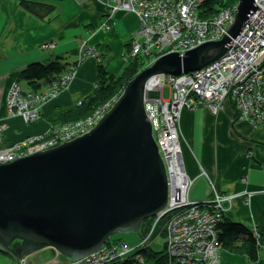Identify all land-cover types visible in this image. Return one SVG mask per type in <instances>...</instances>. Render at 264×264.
<instances>
[{
    "label": "built area",
    "instance_id": "1",
    "mask_svg": "<svg viewBox=\"0 0 264 264\" xmlns=\"http://www.w3.org/2000/svg\"><path fill=\"white\" fill-rule=\"evenodd\" d=\"M204 0H112L108 13L123 9L132 11L138 18V31L133 36L129 55L145 56L146 66L154 63L165 53L196 47L206 40L222 38L229 23L234 19L237 3L226 6L215 15L200 17L199 9ZM255 1L256 8L245 21L231 46L217 60L194 71L180 75L156 74L144 85V111L152 125V133L166 167L167 202L163 209L150 219L153 226L146 228L140 241L127 244L124 241L105 243L98 250L76 260L52 264H107L145 246L151 239L153 227L158 223L165 239L169 264H219L220 243L216 223L224 216L222 202L234 196L215 192L213 201L191 200L189 192L194 179L185 172L178 123L183 109L196 108L205 103L212 113L220 111L226 100H231L237 117L258 125H264V0ZM108 1L104 2L106 5ZM108 22L103 27H108ZM44 47L53 48L54 42ZM99 51L93 46L81 45L78 61L68 67L38 91H23L18 82H13L7 92L8 114L20 116L25 122L40 118L41 104L57 96L69 84L79 61L94 57ZM167 85L169 93L163 95ZM122 93V91H121ZM120 93V94H121ZM119 94V95H120ZM113 97L90 115L68 122H51L40 135H32L8 147L0 146V163H9L19 156L51 149L63 141L91 130L119 96ZM0 125V135L2 133ZM201 173L206 174L203 170ZM264 247V243H260ZM138 262H144L137 256ZM21 264H27L26 258Z\"/></svg>",
    "mask_w": 264,
    "mask_h": 264
},
{
    "label": "water",
    "instance_id": "2",
    "mask_svg": "<svg viewBox=\"0 0 264 264\" xmlns=\"http://www.w3.org/2000/svg\"><path fill=\"white\" fill-rule=\"evenodd\" d=\"M221 39L165 53L124 86L95 126L69 141L0 163V250L19 263L50 247L73 261L115 234L140 233L166 205V167L144 111V85L222 57L257 8L237 0ZM20 264V263H19Z\"/></svg>",
    "mask_w": 264,
    "mask_h": 264
},
{
    "label": "crops",
    "instance_id": "3",
    "mask_svg": "<svg viewBox=\"0 0 264 264\" xmlns=\"http://www.w3.org/2000/svg\"><path fill=\"white\" fill-rule=\"evenodd\" d=\"M21 1L0 0L1 147L44 133L62 112L76 107L96 85L98 64L104 65L109 73L119 74L139 29L138 18L132 11L119 10L108 17L102 0H38L54 6L45 18L27 11ZM103 21H108L109 29L100 27ZM47 41L55 46L43 48ZM83 44L98 50L99 59L89 57L79 61L69 84L56 97L40 105L38 120L27 123L18 115L8 114L6 95L10 84L17 81L23 91L31 90L28 84L26 90L20 83L21 69L31 62L47 64L61 59L65 72L78 61ZM178 121L185 172L194 179L190 199L211 202L215 192L234 196L222 202L226 217L250 229L264 223V125L239 119L231 100H226L216 114L205 103H198L196 108L183 109ZM140 229L139 235L123 234L117 239L135 244L144 227ZM25 258L27 264L67 260L50 247L38 249ZM220 258V264L250 263L245 255L227 249L221 250ZM144 261L141 264H152L151 258L144 257ZM19 263L14 256L0 250V264Z\"/></svg>",
    "mask_w": 264,
    "mask_h": 264
},
{
    "label": "trees",
    "instance_id": "4",
    "mask_svg": "<svg viewBox=\"0 0 264 264\" xmlns=\"http://www.w3.org/2000/svg\"><path fill=\"white\" fill-rule=\"evenodd\" d=\"M237 0H204L200 6V17L205 19L211 17L226 6L235 5ZM21 5L30 13L35 14L40 18H45L54 10V6L50 3L41 2L38 0H22ZM126 64L122 67L119 74L109 73L104 65L98 64L99 75L96 80V85L91 93L86 96L81 102L70 111H65L60 114V118L54 122H68L71 120L82 119L90 113L102 106L107 101L113 99L121 93L124 86L140 72L146 64V57L141 55H128ZM75 64V63H73ZM72 65V64H70ZM69 65V66H70ZM65 63L61 59L52 60L47 64L39 61L31 62L21 69L19 75L31 87L28 91H38L56 77L63 74ZM67 71V70H66ZM224 215V214H223ZM216 228L218 230V240L222 249H227L233 253L245 255L249 264H264V256L259 253V244L264 243V223L250 229L238 221H232L226 215L217 221ZM142 235L139 238L141 239ZM164 237V236H163ZM122 241L113 237L109 238L108 243ZM125 242V241H124ZM138 243V242H137ZM136 244V243H135ZM151 258L152 264H169L165 243L162 249L154 250L151 241L145 246H140L135 251L130 252L120 258H115L106 262L107 264H141L138 262L137 256ZM148 261V259H146Z\"/></svg>",
    "mask_w": 264,
    "mask_h": 264
},
{
    "label": "rangeland",
    "instance_id": "5",
    "mask_svg": "<svg viewBox=\"0 0 264 264\" xmlns=\"http://www.w3.org/2000/svg\"><path fill=\"white\" fill-rule=\"evenodd\" d=\"M17 82V81H16ZM13 83V82H12ZM20 83H21V85L27 90L28 89V85H27V83H26V81L23 79V80H21L20 81ZM163 90H164V92H163V95H164V98H166L167 96H168V93H169V90H168V87H167V85H165L164 87H163ZM26 92V91H25ZM23 141V140H22ZM152 217V216H151ZM150 217V218H151ZM153 221H154V219L152 220V219H147V220H144L143 221V223H142V226L144 227V231H143V233L144 232H146V230L148 229V228H150L151 226H153L152 224H153ZM161 224L160 223H158L156 226H154L153 227V231H152V234H151V237H150V239H151V244H152V248L154 249V250H160L161 248H162V245L165 243V239H164V235H163V232H162V230H160L161 229ZM147 228V229H146ZM157 232V234H155ZM129 234H134V235H139V233H129ZM129 234H127V235H129ZM154 234H155V236H154ZM143 235V234H142ZM119 236H123V233H119V234H115V235H112L111 237H113V238H119ZM154 236V237H153ZM110 237V238H111ZM153 238V239H152ZM55 252H57L56 250H55ZM57 253H59V252H57ZM60 254V253H59ZM62 255V254H61ZM63 256V255H62ZM64 257V256H63ZM24 258H25V256H24ZM23 258V259H24ZM55 260V259H54ZM67 260H69V259H67ZM53 261V260H52ZM52 261L50 262L51 264H52ZM66 262V261H65ZM220 262H221V260H220ZM220 264V263H219Z\"/></svg>",
    "mask_w": 264,
    "mask_h": 264
},
{
    "label": "bare ground",
    "instance_id": "6",
    "mask_svg": "<svg viewBox=\"0 0 264 264\" xmlns=\"http://www.w3.org/2000/svg\"><path fill=\"white\" fill-rule=\"evenodd\" d=\"M106 1H108V3L105 5L104 2H106ZM101 2L104 4L105 7H107V10L109 11L110 7H108V4H109V3H112V0H102ZM119 10H123V9H119ZM119 10H116L115 12H117V11H119ZM125 11H127V10H125ZM130 11H131V10H130ZM130 11H129V12H130ZM113 13H114V12H113ZM113 13H111V14H113ZM111 14H108V15H109L108 17H110ZM105 22H106V21H103V22L100 24V27L103 28V29H109V25H108L107 28L103 27V23H105ZM107 22H108V21H107ZM108 24H109V23H108ZM49 42H50V41H49ZM49 42L47 41L46 43H49ZM46 43L43 44V48H45L44 45H45ZM54 46H55V43H54ZM47 48H48V47H47ZM128 55H129V54H128ZM143 68H144V67H143ZM63 74H64V72H63ZM159 75H164V74H159ZM45 86H46V85H45ZM45 86H44V87H45ZM44 87H43V88H44ZM65 87H66V86H65ZM43 88H42V89H43ZM63 88H64V87H63ZM63 88H62V89H63ZM62 89H61V90H62ZM30 154H31V153H30ZM30 154H29V155H30ZM216 230H217V228H216ZM217 236H218V230H217ZM221 250H222V247H221ZM221 250H220V252H221ZM258 250H259V253H260L261 255H264V247H263L262 245L259 244V249H258ZM21 260H22V259H21ZM21 260H20V261H21Z\"/></svg>",
    "mask_w": 264,
    "mask_h": 264
}]
</instances>
